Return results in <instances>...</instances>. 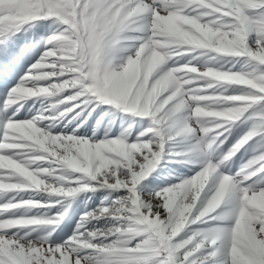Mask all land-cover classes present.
<instances>
[{"label": "snow or ice", "instance_id": "6c2138e0", "mask_svg": "<svg viewBox=\"0 0 264 264\" xmlns=\"http://www.w3.org/2000/svg\"><path fill=\"white\" fill-rule=\"evenodd\" d=\"M0 264H264V0H0Z\"/></svg>", "mask_w": 264, "mask_h": 264}, {"label": "rangeland", "instance_id": "374dc122", "mask_svg": "<svg viewBox=\"0 0 264 264\" xmlns=\"http://www.w3.org/2000/svg\"><path fill=\"white\" fill-rule=\"evenodd\" d=\"M21 36H28L29 33H20ZM31 104V101L29 102ZM48 101H44V105L47 106ZM41 107V104L39 101H37V108ZM62 110V108L60 109ZM35 111V109L33 110ZM55 114L58 116L59 112L57 110H53ZM52 114V113H48ZM122 113L119 112H105L102 113L99 117H97L96 121L93 122V128L97 130L98 133H102L103 130H109V134L111 131L115 130L117 126H120L121 128H127L128 127V121L122 120ZM90 119V117H89ZM145 120V127L146 124V118H141ZM63 123V122H61ZM135 130L133 129V132ZM91 133H89L90 135ZM186 144L182 141L181 138H178L176 142H173L169 145L167 151L169 153H176L183 151ZM251 155V152L248 155L243 154V150L241 153L237 155L236 158H234V163L232 166V171L235 172L241 164L245 163L249 156ZM242 157V158H241ZM183 159V157H178L175 155H166L162 157L161 162L158 164L157 168L149 175V177L146 178L145 181L141 184V195H147L149 192L153 190H159L163 187L168 186V183H175L177 180V175L181 173H187V166L174 163L173 161H178ZM105 195L104 193H83L72 204L71 209L69 210V216H72L73 213H75V219L78 220L80 218V215L83 212H86L92 208H95L98 204H100L102 196ZM67 219V218H66ZM101 224H103V221H100ZM75 224H73V227Z\"/></svg>", "mask_w": 264, "mask_h": 264}]
</instances>
